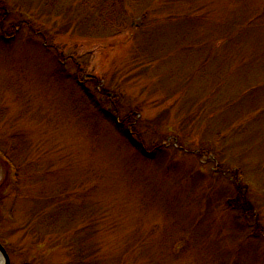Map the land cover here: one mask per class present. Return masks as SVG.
<instances>
[{
    "label": "rangeland",
    "instance_id": "rangeland-1",
    "mask_svg": "<svg viewBox=\"0 0 264 264\" xmlns=\"http://www.w3.org/2000/svg\"><path fill=\"white\" fill-rule=\"evenodd\" d=\"M0 2L11 264H264V0H122L119 30L99 0Z\"/></svg>",
    "mask_w": 264,
    "mask_h": 264
},
{
    "label": "trees",
    "instance_id": "trees-1",
    "mask_svg": "<svg viewBox=\"0 0 264 264\" xmlns=\"http://www.w3.org/2000/svg\"><path fill=\"white\" fill-rule=\"evenodd\" d=\"M123 3L122 0H99V6H95L99 8L98 12V18L101 20L103 24H105L106 27L109 29H116L119 30L125 25V20L121 17L119 10L122 9ZM9 10L4 5V2H0V32L3 33V26H4V20L8 17ZM5 38L7 39V34L5 33ZM91 82L97 84L100 83L98 79L90 77ZM98 92H100L102 95L106 97V100L112 104V107L114 106L115 109L112 110H104L103 108L100 109L106 116L113 118L116 116V114L119 113V107L117 106L116 100L114 101L115 95L112 94L111 91L107 89H100ZM100 99L98 105H100ZM114 112V113H112ZM138 119L139 115L138 113L132 114L128 113L123 118V125H124V134L125 137L129 140V142L135 146V147H143V144L139 142L138 144L137 140L134 137V131L137 130L138 126ZM120 126V125H119ZM4 146V144H2ZM157 151L159 150L158 146L155 148ZM3 155L6 157L7 155L3 153ZM11 162V161H10ZM9 162V163H10ZM237 176V174H236ZM238 178V177H237ZM235 178V180L237 179ZM236 188H237V196L233 199H228V203L231 206H234L240 214L247 220L251 219L250 214L253 215L255 212V207L250 203V201L245 196L244 186L241 184H238V179L236 180ZM255 230H253V235L255 236H264V229L261 228L259 221H256L254 225H252Z\"/></svg>",
    "mask_w": 264,
    "mask_h": 264
},
{
    "label": "water",
    "instance_id": "water-1",
    "mask_svg": "<svg viewBox=\"0 0 264 264\" xmlns=\"http://www.w3.org/2000/svg\"><path fill=\"white\" fill-rule=\"evenodd\" d=\"M0 254L3 257V264H11L9 254L7 253L5 247L0 242Z\"/></svg>",
    "mask_w": 264,
    "mask_h": 264
},
{
    "label": "bare ground",
    "instance_id": "bare-ground-1",
    "mask_svg": "<svg viewBox=\"0 0 264 264\" xmlns=\"http://www.w3.org/2000/svg\"><path fill=\"white\" fill-rule=\"evenodd\" d=\"M0 264H3V262H2V257L0 256Z\"/></svg>",
    "mask_w": 264,
    "mask_h": 264
}]
</instances>
